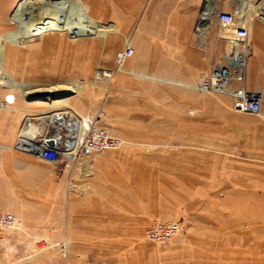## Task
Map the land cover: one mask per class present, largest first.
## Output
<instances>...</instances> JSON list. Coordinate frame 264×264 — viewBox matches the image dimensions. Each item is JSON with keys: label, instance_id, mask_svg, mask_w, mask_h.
<instances>
[{"label": "rangeland", "instance_id": "rangeland-1", "mask_svg": "<svg viewBox=\"0 0 264 264\" xmlns=\"http://www.w3.org/2000/svg\"><path fill=\"white\" fill-rule=\"evenodd\" d=\"M220 1L225 9L232 8L243 18L247 27L251 51L245 61L246 84L247 76L252 72L250 60L256 42L261 40V50H264V19L258 15L259 12L264 13V0H212L211 14L201 35L197 25L207 0H64L62 19L83 23L87 22L83 19L86 18L83 14H86L101 27L110 25L113 29L74 34L65 29L22 33L17 36V41L10 39V45H14L17 51L0 57V72L8 75L9 79L0 80V116L16 115L23 121L25 116L31 118L43 114L41 117L46 119L56 112L49 124L36 123V120H41L37 117L32 120L36 130L53 133L60 147L66 134L65 120L71 117L86 121L94 119L96 124L105 126L120 138L115 147L131 145L132 141L138 146L145 145L144 142H152V146L159 147L175 146L182 149L183 163L191 162V157L195 162L197 157L199 174H211L212 178L213 173L214 186L199 187L206 191V195L196 198L183 219L171 220L177 223V229L167 239L154 241L144 237V226L152 219H159L156 217H151L144 226L127 235L126 246H148L149 249L150 258L144 257L141 261L137 257L139 260H134L135 264H264V235L239 234L237 227L225 228V219L238 210V204L225 203V186L217 185L222 181V171L208 173L200 169L207 163L208 147L211 149L215 145L220 151L221 146H216L222 143L220 135L206 133L207 124L198 122L197 133L192 138L188 133L180 140H132L123 137L126 130H142L143 117L148 118V111L155 107H151L147 96H143L141 85L147 81L146 75L150 71H158L159 62L167 71L171 69L174 52L181 49L177 37L190 31L189 26L192 41L187 44L197 50V75L211 61L218 60L225 42L214 34L213 4ZM10 9L12 11L13 7ZM10 16H6L7 20ZM254 22L259 23L260 28H254ZM14 27L11 24L7 29ZM125 44L131 46V52L116 66L114 53ZM99 69L109 70L110 74L98 75L96 71ZM3 81L7 84L3 85ZM130 84H136L138 88L130 91ZM22 88L60 90L47 91L46 96L43 95L46 91L29 93ZM194 93L196 107L189 102V92H182L181 111L176 108V114L180 113L183 120L190 115L200 117L224 113V95L198 90ZM173 110L167 106L166 114H173ZM2 125L7 126V123ZM170 125L161 124L166 130ZM182 126L184 131L189 125L183 122ZM76 132L78 134V128L73 138ZM77 138H80V132ZM190 148L197 149L196 156L190 154ZM214 159V166L222 164L220 153ZM0 210L10 211L17 218L15 226L0 227V264H78L76 255L69 249V246L76 245L77 235L67 234L60 203L51 209L30 205L16 211L0 203ZM104 238L108 242L114 241L110 236ZM118 242L121 244L122 241L119 239ZM176 246L179 249L175 251ZM128 254L125 253V259L119 257L117 264H134Z\"/></svg>", "mask_w": 264, "mask_h": 264}, {"label": "crops", "instance_id": "crops-1", "mask_svg": "<svg viewBox=\"0 0 264 264\" xmlns=\"http://www.w3.org/2000/svg\"><path fill=\"white\" fill-rule=\"evenodd\" d=\"M253 25L260 28L259 23ZM188 28L190 31L177 37L181 49L174 52L171 69L167 71L159 62L158 71H150L147 81L141 85L143 96L155 107L148 111V118L143 117L142 130H126L123 137L180 140L188 133L192 138L197 133V123L205 122L206 133L220 135L222 143L216 145L221 146L220 151L215 145L208 147L207 163L200 169L221 170L222 181L217 185L225 186V203L238 204V210L225 219V228L237 227L239 234L264 235L262 42H256L250 60L252 72L246 79V86L259 93L258 111L249 114L233 110L230 96L216 92L225 96L224 113L190 115L183 120L180 113L176 114V108L181 111L183 91L189 92L190 104L197 106L193 82L197 76L198 54L196 48L187 44L192 41L191 27ZM137 88L136 84H130L128 90ZM167 106L174 108L173 114H166ZM41 115L25 116L23 121L16 115L0 116V203L13 211L30 205L51 209L60 203L67 234L77 235L76 245L69 249L76 255L78 264H117L119 257L125 259L126 252L133 263L138 258L149 259L148 246H126L127 235L144 226L151 217L170 221L183 219L196 198L206 195L200 188L214 186L213 173L212 178L211 174H199L197 157L195 162L191 157V162L183 163L181 148L152 146V142H144L143 146L134 145L132 141L127 146L70 150L55 161L35 156L17 146L16 139L20 135L17 141L21 146L30 141L28 134L32 140L31 131L36 127L34 117L41 119L36 123L49 124L50 117L43 119ZM183 122L189 125L184 131ZM3 123L7 126L3 127ZM26 123L30 124L29 129L24 127ZM162 123L172 125L166 130ZM75 126L72 122L69 124L73 130L68 137L71 135L72 139ZM189 151L197 155L196 148ZM217 153L222 156L220 166L213 163ZM106 236L114 241L104 240Z\"/></svg>", "mask_w": 264, "mask_h": 264}, {"label": "built area", "instance_id": "built-area-1", "mask_svg": "<svg viewBox=\"0 0 264 264\" xmlns=\"http://www.w3.org/2000/svg\"><path fill=\"white\" fill-rule=\"evenodd\" d=\"M213 21L214 34L224 39L225 47L222 49L218 60L211 61L207 67L196 76L194 87L200 92H220L230 96V108L236 111L254 113L259 109V93L250 89L245 84V61L251 51V44L247 38V27L235 11L225 9L223 2L214 5ZM197 20V19H196ZM195 25V24H194ZM131 46L125 44L114 53L115 63L119 65L122 59L129 55ZM98 75H109V70L99 69ZM73 123L80 132H77L73 139L68 137L73 129L69 127ZM22 123V122H21ZM66 134L63 146L60 147L56 137L47 133L46 130H36L33 134L32 144L21 146L16 140V145L31 152L35 156L46 160L55 161L60 156L67 155L70 150L80 151L85 149H102L115 147L119 144L120 138L110 133L105 126L96 124L94 119L82 120L78 117H71L63 123ZM82 125V126H81ZM76 130L74 129V132ZM54 137V144L47 145L44 138ZM18 137V135H17ZM17 224L16 216L7 210H0V227H12ZM177 229V223L170 220H150L143 228L145 238L154 241L167 239Z\"/></svg>", "mask_w": 264, "mask_h": 264}, {"label": "bare ground", "instance_id": "bare-ground-1", "mask_svg": "<svg viewBox=\"0 0 264 264\" xmlns=\"http://www.w3.org/2000/svg\"><path fill=\"white\" fill-rule=\"evenodd\" d=\"M10 1L11 0H2V3H0V34H3L0 38V57L1 58L4 57V55H12L13 53H15L17 51V48L14 45H10V43H11L10 39L17 41V39H16L17 36H20L22 33L27 35V34H35V33H38L42 30H48V29H65L69 33L71 32L72 34H74V33L81 32V31L94 32L95 29H108V30L113 29V27L110 25L107 27H104V28L101 27V25H99V23H97V21L93 20L92 18H90L86 14H83V16L86 17L83 19L87 20V22H83V23H78L77 21L73 22L70 20L62 19V16L64 14V10H65L64 9L65 8L64 0H59V1H53V0H19L18 1V0H13L11 6L9 7ZM211 2H212V0H207V4L205 5V9L202 12V17L198 22L199 24L197 25V31L200 35L204 32V29L207 26L206 20L208 19V16L211 14V12H210ZM11 7H13L12 11L10 9ZM69 7H71V5ZM9 14H11V16L7 20L6 16ZM258 15L262 19H264V13L259 12ZM70 17H69V19H70ZM11 24H14L15 27L13 29H7V27ZM36 36H38V35H36ZM116 66H118L117 63H116ZM4 79L9 80L8 75H6L4 73L1 74V72H0V80H4ZM9 83H11V82H9ZM58 90H60V89H54V90H48V88L47 89H38V90L37 89H35V90L23 89V91L29 92V93H39V92L46 91V93L43 94L46 96H47V91L56 92ZM38 95H40V94H38ZM40 96H42V95H40ZM59 114H61V113H59ZM56 115H57L56 112L53 113L52 116L50 117V119L53 120ZM46 117L47 116H44V118H46ZM57 118H59V117L57 116ZM29 126H30V124L26 123L24 127H27L29 129ZM25 131H28V130H25ZM31 136H32V133H31ZM19 137H20V135H18L16 140H18ZM27 138L30 141H28L25 146L33 145L32 144L33 139L31 140L29 134L27 135ZM70 138H71V135H70ZM22 141H23V139H22ZM19 145H20V143H19Z\"/></svg>", "mask_w": 264, "mask_h": 264}, {"label": "water", "instance_id": "water-1", "mask_svg": "<svg viewBox=\"0 0 264 264\" xmlns=\"http://www.w3.org/2000/svg\"><path fill=\"white\" fill-rule=\"evenodd\" d=\"M3 85H6L7 84V82H5V81H3V82H1ZM44 142L47 144V145H53L54 144V137H52V136H47V137H45L44 138Z\"/></svg>", "mask_w": 264, "mask_h": 264}]
</instances>
